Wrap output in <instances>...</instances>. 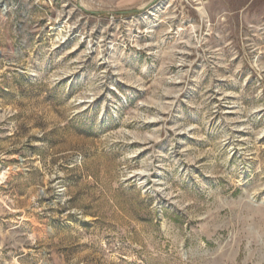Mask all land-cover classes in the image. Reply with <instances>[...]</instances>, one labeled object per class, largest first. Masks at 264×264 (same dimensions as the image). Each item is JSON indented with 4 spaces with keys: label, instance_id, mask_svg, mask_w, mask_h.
I'll list each match as a JSON object with an SVG mask.
<instances>
[{
    "label": "rangeland",
    "instance_id": "374dc122",
    "mask_svg": "<svg viewBox=\"0 0 264 264\" xmlns=\"http://www.w3.org/2000/svg\"><path fill=\"white\" fill-rule=\"evenodd\" d=\"M0 264H264V0H0Z\"/></svg>",
    "mask_w": 264,
    "mask_h": 264
},
{
    "label": "built area",
    "instance_id": "2783aa9c",
    "mask_svg": "<svg viewBox=\"0 0 264 264\" xmlns=\"http://www.w3.org/2000/svg\"><path fill=\"white\" fill-rule=\"evenodd\" d=\"M192 2L199 3V0H191Z\"/></svg>",
    "mask_w": 264,
    "mask_h": 264
},
{
    "label": "water",
    "instance_id": "95a60500",
    "mask_svg": "<svg viewBox=\"0 0 264 264\" xmlns=\"http://www.w3.org/2000/svg\"><path fill=\"white\" fill-rule=\"evenodd\" d=\"M131 12H133V11H131Z\"/></svg>",
    "mask_w": 264,
    "mask_h": 264
}]
</instances>
